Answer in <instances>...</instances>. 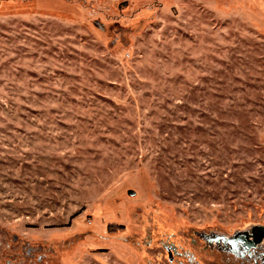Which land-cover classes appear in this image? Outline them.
Masks as SVG:
<instances>
[{"label":"rangeland","instance_id":"rangeland-1","mask_svg":"<svg viewBox=\"0 0 264 264\" xmlns=\"http://www.w3.org/2000/svg\"><path fill=\"white\" fill-rule=\"evenodd\" d=\"M264 0H0V264H264Z\"/></svg>","mask_w":264,"mask_h":264},{"label":"water","instance_id":"water-1","mask_svg":"<svg viewBox=\"0 0 264 264\" xmlns=\"http://www.w3.org/2000/svg\"><path fill=\"white\" fill-rule=\"evenodd\" d=\"M254 236L252 246L259 244L264 239V226L257 227Z\"/></svg>","mask_w":264,"mask_h":264}]
</instances>
